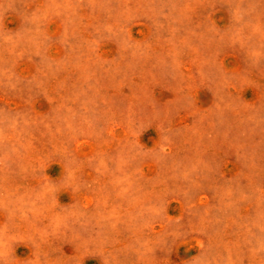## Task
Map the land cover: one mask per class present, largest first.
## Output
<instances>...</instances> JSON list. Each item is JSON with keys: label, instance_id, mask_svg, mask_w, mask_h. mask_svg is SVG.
<instances>
[{"label": "rangeland", "instance_id": "rangeland-1", "mask_svg": "<svg viewBox=\"0 0 264 264\" xmlns=\"http://www.w3.org/2000/svg\"><path fill=\"white\" fill-rule=\"evenodd\" d=\"M0 264H264V0H0Z\"/></svg>", "mask_w": 264, "mask_h": 264}]
</instances>
